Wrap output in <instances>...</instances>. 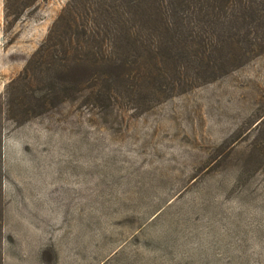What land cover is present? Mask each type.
I'll list each match as a JSON object with an SVG mask.
<instances>
[{
	"label": "rangeland",
	"instance_id": "1",
	"mask_svg": "<svg viewBox=\"0 0 264 264\" xmlns=\"http://www.w3.org/2000/svg\"><path fill=\"white\" fill-rule=\"evenodd\" d=\"M68 1L0 0V103ZM262 116L264 54L139 115L1 112L0 264H264Z\"/></svg>",
	"mask_w": 264,
	"mask_h": 264
},
{
	"label": "trees",
	"instance_id": "2",
	"mask_svg": "<svg viewBox=\"0 0 264 264\" xmlns=\"http://www.w3.org/2000/svg\"><path fill=\"white\" fill-rule=\"evenodd\" d=\"M38 1L16 0L12 15ZM263 54L264 0H69L0 113L22 123L83 97L139 115ZM255 152L264 159V144Z\"/></svg>",
	"mask_w": 264,
	"mask_h": 264
}]
</instances>
